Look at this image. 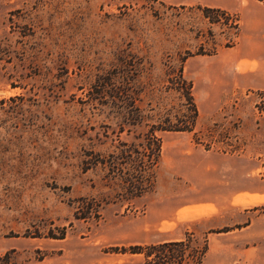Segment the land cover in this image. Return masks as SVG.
<instances>
[{"label": "rangeland", "instance_id": "obj_1", "mask_svg": "<svg viewBox=\"0 0 264 264\" xmlns=\"http://www.w3.org/2000/svg\"><path fill=\"white\" fill-rule=\"evenodd\" d=\"M0 45V264H264V0H0Z\"/></svg>", "mask_w": 264, "mask_h": 264}, {"label": "trees", "instance_id": "obj_2", "mask_svg": "<svg viewBox=\"0 0 264 264\" xmlns=\"http://www.w3.org/2000/svg\"><path fill=\"white\" fill-rule=\"evenodd\" d=\"M4 47H5L4 45H0V61L1 60H4L3 57L8 58V56H9L7 49H5L6 47L5 48ZM8 59H10V58H8ZM188 86L191 88L190 85H188ZM12 87H14V86H12ZM186 90H188V89H186ZM195 114H196V112H195ZM158 147H159V145H158ZM160 147H159V149H160ZM159 149H158V151H159ZM183 243L184 242H179V243L178 242L177 243H165V244L159 245L157 247H149V248L146 249L147 250V253L145 254V257L146 258H150L152 254H155V256L158 259H161L163 261V259L161 257H159V255H160V253H161L162 250L165 251V249L168 248V247L177 246L178 244L179 245H182ZM133 250H135V249H133ZM137 250L142 251L141 248L140 249L138 248ZM156 254H158V256ZM162 257L165 258L164 256H162ZM153 261H154V259H153ZM152 263H153L152 260H150V262H147L146 264H152ZM154 263H155V261H154ZM158 264H160V263H158Z\"/></svg>", "mask_w": 264, "mask_h": 264}, {"label": "crops", "instance_id": "obj_3", "mask_svg": "<svg viewBox=\"0 0 264 264\" xmlns=\"http://www.w3.org/2000/svg\"><path fill=\"white\" fill-rule=\"evenodd\" d=\"M250 69L252 70V69H254V68H250ZM259 83H260V82H259ZM260 194H261V195H260L261 197L264 196V193H260ZM262 199H264V198H262ZM262 199H261V201H262ZM248 227H249V226H246V228H248Z\"/></svg>", "mask_w": 264, "mask_h": 264}]
</instances>
